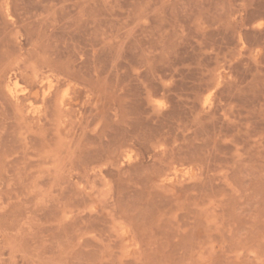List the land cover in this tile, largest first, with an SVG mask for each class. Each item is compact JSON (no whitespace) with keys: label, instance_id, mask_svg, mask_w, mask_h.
Here are the masks:
<instances>
[{"label":"rangeland","instance_id":"rangeland-1","mask_svg":"<svg viewBox=\"0 0 264 264\" xmlns=\"http://www.w3.org/2000/svg\"><path fill=\"white\" fill-rule=\"evenodd\" d=\"M0 264H264V0H0Z\"/></svg>","mask_w":264,"mask_h":264}]
</instances>
